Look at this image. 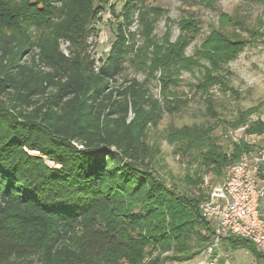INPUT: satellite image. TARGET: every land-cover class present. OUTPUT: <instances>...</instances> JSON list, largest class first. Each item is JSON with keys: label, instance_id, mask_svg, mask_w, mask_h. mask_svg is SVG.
Listing matches in <instances>:
<instances>
[{"label": "trees", "instance_id": "16d2710c", "mask_svg": "<svg viewBox=\"0 0 264 264\" xmlns=\"http://www.w3.org/2000/svg\"><path fill=\"white\" fill-rule=\"evenodd\" d=\"M107 1L0 0V264L23 258L26 264H165L192 260L212 243L213 227L199 209L206 194L198 188L202 175L187 176L197 189L192 193L155 168L161 149L148 135L162 119L161 101L144 81L118 80L133 16L144 0H125L119 13L109 7L114 39L105 56L90 52L91 24ZM55 15L59 20L52 22ZM20 19L51 31L36 41ZM221 23L243 26L224 15ZM181 26L185 34L165 52L156 45L159 65L193 62L184 53L192 30L187 21ZM232 34L215 29L204 43L202 53L213 66L242 49L241 31ZM60 41L68 43L67 51ZM256 109L241 112L229 129ZM212 131L185 125L170 141L204 150L205 171L222 175L230 159ZM248 131L263 133V119ZM230 142L233 160L253 149ZM25 148L39 149L58 166ZM225 240L264 263L251 240Z\"/></svg>", "mask_w": 264, "mask_h": 264}, {"label": "rangeland", "instance_id": "374dc122", "mask_svg": "<svg viewBox=\"0 0 264 264\" xmlns=\"http://www.w3.org/2000/svg\"><path fill=\"white\" fill-rule=\"evenodd\" d=\"M124 2L108 0L98 17L93 19V33L88 44L96 58L105 56L114 39L116 20L109 7L119 13ZM38 6L43 7L42 4ZM55 6H59V2ZM223 15L239 18L246 27L241 30L243 26L222 24ZM51 19L57 22L59 15ZM182 21H187V26L192 30L184 53L193 62L188 66L179 61L159 65L157 58L166 51L168 44L177 42L180 35L185 34ZM13 22H18L16 16ZM19 25L22 29L28 28L36 41L51 31V27L44 23L36 25L20 19ZM215 29L224 31L231 38L234 37L233 30L241 31L240 38L243 40L242 49L216 67L202 53L204 43ZM131 31L124 70L118 80L122 82L137 78L144 81L163 105L162 119L150 129L148 135L150 143L161 149L155 163L157 172L176 188L192 193L197 189L188 186L186 180L187 176H194L197 172L203 177L198 185L202 191L207 190L204 186L206 177L209 180L208 189L219 186L230 161L222 175L206 172L201 165V153L204 150L189 147L184 142H171L170 134L185 125L211 128L213 136L217 137L218 143L227 153L233 148L225 136L229 131V122L235 121L241 112L250 108H257L250 116L264 117V2L217 0L207 5L200 0H144L134 13ZM156 45H163L161 53H155ZM60 48L67 50L68 43L60 41ZM136 213L141 214V211L137 209ZM241 250L245 249L234 250L233 257L245 263ZM202 254L204 258L201 262L199 254L192 261L165 264H209L206 254ZM27 261V258L19 259L17 264H26Z\"/></svg>", "mask_w": 264, "mask_h": 264}, {"label": "built area", "instance_id": "2783aa9c", "mask_svg": "<svg viewBox=\"0 0 264 264\" xmlns=\"http://www.w3.org/2000/svg\"><path fill=\"white\" fill-rule=\"evenodd\" d=\"M258 118L264 121V117L250 116L245 123L229 129L225 135L230 141L246 142L253 149L244 151L237 160H233L232 148L227 151L230 162L219 186L208 189V177L204 179L207 190L199 209L213 227L212 243L204 249L209 264H215L214 250L230 236L251 240L264 256V179L260 176L264 164V132L248 133L250 124ZM25 150L43 156L51 166H58L39 149Z\"/></svg>", "mask_w": 264, "mask_h": 264}, {"label": "crops", "instance_id": "0c3cea01", "mask_svg": "<svg viewBox=\"0 0 264 264\" xmlns=\"http://www.w3.org/2000/svg\"><path fill=\"white\" fill-rule=\"evenodd\" d=\"M239 249H245V250H241L243 253V256L246 259L245 263H240V262L236 261V259L233 257V251L238 250V249H234L226 240H222V242L214 250L213 255H212V257L215 260V264H260L258 262L256 255H254L250 250H248L246 248H239ZM201 252L205 253L204 250H201ZM202 253H200L201 255L198 256V259L200 258L199 259L200 262H201L202 258H204V257H202L203 256ZM206 259L209 260L207 256H206ZM192 260H194V259H192ZM192 260H190V261H192ZM184 261H189V260H184ZM176 262H180V261H176Z\"/></svg>", "mask_w": 264, "mask_h": 264}]
</instances>
